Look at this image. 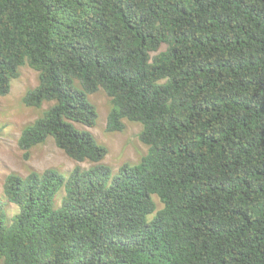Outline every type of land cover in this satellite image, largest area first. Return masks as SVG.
I'll list each match as a JSON object with an SVG mask.
<instances>
[{"label":"trees","instance_id":"16d2710c","mask_svg":"<svg viewBox=\"0 0 264 264\" xmlns=\"http://www.w3.org/2000/svg\"><path fill=\"white\" fill-rule=\"evenodd\" d=\"M24 65L22 103L50 106L23 156L51 138L90 166L5 177L0 264H264V0H0V96ZM98 90L147 146L115 174L74 126Z\"/></svg>","mask_w":264,"mask_h":264},{"label":"rangeland","instance_id":"374dc122","mask_svg":"<svg viewBox=\"0 0 264 264\" xmlns=\"http://www.w3.org/2000/svg\"><path fill=\"white\" fill-rule=\"evenodd\" d=\"M163 48H161L162 50ZM38 84L37 72L27 65L19 68L18 77L11 81L10 91L5 96H0V201L5 198L2 193L4 179L9 174L25 177L30 172L43 173L54 169L67 176L76 166L88 168L87 162H75L69 159L58 149L53 139L37 145L29 150L28 157L18 148L17 141L22 129L32 124L41 113L50 106L45 103L41 108L26 107L22 103L24 94L34 89ZM97 112V120L94 127L88 128L74 125L77 129L89 131L95 140L106 148V155L102 163L110 167L115 174L125 163L135 164L147 152V146L139 140L141 127L134 122L123 121L124 129L121 132L108 133L105 129V120L111 109L110 98L104 91L98 90L88 96ZM64 196L60 190L54 201V207H60ZM156 210L162 208L156 196H152ZM17 212V207L9 204L7 207L8 217Z\"/></svg>","mask_w":264,"mask_h":264},{"label":"clouds","instance_id":"9594fccd","mask_svg":"<svg viewBox=\"0 0 264 264\" xmlns=\"http://www.w3.org/2000/svg\"><path fill=\"white\" fill-rule=\"evenodd\" d=\"M129 122V121H128Z\"/></svg>","mask_w":264,"mask_h":264}]
</instances>
